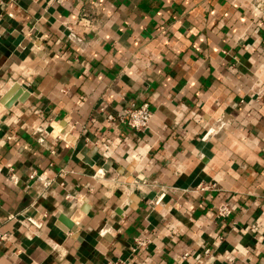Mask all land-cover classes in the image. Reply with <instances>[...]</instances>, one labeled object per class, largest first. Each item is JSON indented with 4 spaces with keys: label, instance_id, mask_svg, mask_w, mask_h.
I'll list each match as a JSON object with an SVG mask.
<instances>
[{
    "label": "crops",
    "instance_id": "crops-1",
    "mask_svg": "<svg viewBox=\"0 0 264 264\" xmlns=\"http://www.w3.org/2000/svg\"><path fill=\"white\" fill-rule=\"evenodd\" d=\"M1 235L0 264H264V0H0Z\"/></svg>",
    "mask_w": 264,
    "mask_h": 264
},
{
    "label": "built area",
    "instance_id": "built-area-1",
    "mask_svg": "<svg viewBox=\"0 0 264 264\" xmlns=\"http://www.w3.org/2000/svg\"><path fill=\"white\" fill-rule=\"evenodd\" d=\"M81 17L88 27L93 30L95 29V14L94 11H90L88 8H84L81 11ZM106 119L108 121H116L120 124H123L135 132H145L149 126V122L151 119V111L148 108V104L146 102L140 104L130 103L128 106L121 108L116 114L107 113ZM31 179L39 180L38 176H33L31 174L29 176ZM214 184H202L201 189H209L213 188ZM215 214L217 217L224 218L230 214V206L223 202L215 209ZM4 237V235H1ZM203 254L205 255V261L200 262L199 264H215L211 259V251L209 248L203 249ZM183 260H186V255L182 257ZM226 264H238L235 260H230L226 262Z\"/></svg>",
    "mask_w": 264,
    "mask_h": 264
}]
</instances>
